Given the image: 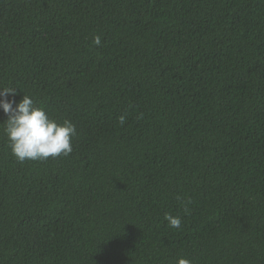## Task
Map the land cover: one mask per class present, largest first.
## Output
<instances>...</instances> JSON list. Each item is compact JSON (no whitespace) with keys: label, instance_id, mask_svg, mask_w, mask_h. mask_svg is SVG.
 I'll return each instance as SVG.
<instances>
[{"label":"trees","instance_id":"obj_1","mask_svg":"<svg viewBox=\"0 0 264 264\" xmlns=\"http://www.w3.org/2000/svg\"><path fill=\"white\" fill-rule=\"evenodd\" d=\"M3 87L76 135L0 125V264H264V0H0Z\"/></svg>","mask_w":264,"mask_h":264},{"label":"clouds","instance_id":"obj_2","mask_svg":"<svg viewBox=\"0 0 264 264\" xmlns=\"http://www.w3.org/2000/svg\"><path fill=\"white\" fill-rule=\"evenodd\" d=\"M94 43L100 44L98 36L94 38ZM16 94L17 90L14 88H0V110L7 117L0 125L3 126L12 156L23 162L69 155L72 152V137L76 135L75 125L68 120L58 124L50 119L29 95H23L19 102L8 99ZM119 122L124 124L125 118L121 117ZM165 220L171 228L179 229L181 226L179 217L169 214L165 216ZM177 264H190V261L179 258Z\"/></svg>","mask_w":264,"mask_h":264}]
</instances>
